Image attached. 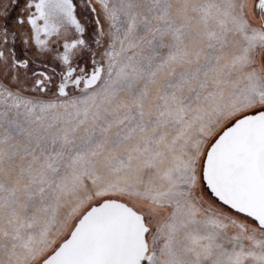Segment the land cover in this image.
Wrapping results in <instances>:
<instances>
[{
	"label": "snow or ice",
	"instance_id": "1",
	"mask_svg": "<svg viewBox=\"0 0 264 264\" xmlns=\"http://www.w3.org/2000/svg\"><path fill=\"white\" fill-rule=\"evenodd\" d=\"M0 264H264V0H0Z\"/></svg>",
	"mask_w": 264,
	"mask_h": 264
}]
</instances>
